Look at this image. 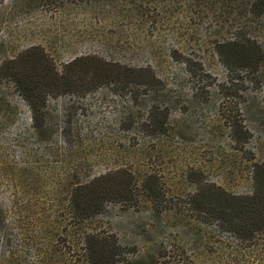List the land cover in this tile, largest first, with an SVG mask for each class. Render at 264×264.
<instances>
[{
	"label": "rangeland",
	"instance_id": "374dc122",
	"mask_svg": "<svg viewBox=\"0 0 264 264\" xmlns=\"http://www.w3.org/2000/svg\"><path fill=\"white\" fill-rule=\"evenodd\" d=\"M214 2L0 1V65L36 47L34 74L51 76V64L74 80L34 123L0 71V264H80L72 249L91 233L109 236L115 264H148L162 248L173 264H264L259 247L239 256L216 216L218 199L247 190L231 127H263L264 92L219 88L227 71L213 50ZM205 71L209 88L196 89ZM152 120L162 128L150 133ZM147 175L152 203L139 186ZM85 190L105 209L74 217L71 196Z\"/></svg>",
	"mask_w": 264,
	"mask_h": 264
},
{
	"label": "trees",
	"instance_id": "16d2710c",
	"mask_svg": "<svg viewBox=\"0 0 264 264\" xmlns=\"http://www.w3.org/2000/svg\"><path fill=\"white\" fill-rule=\"evenodd\" d=\"M43 1L49 0H28L36 5L44 4ZM214 3L217 8L215 17L218 24L216 26L218 39L213 42V50L227 71L226 78L219 84V88L224 93L236 95L246 87L264 92V0H215ZM37 52L38 48L33 47L18 57L3 60L0 65V71H4L9 81L15 83L27 102L34 123L43 114L46 98L55 94L54 90L58 85L70 87L74 84V80L65 74L58 77L51 64H49L51 76L40 77L34 74L36 67L30 64L29 55ZM76 62L74 60L68 66ZM147 74L148 81L156 80L152 72ZM98 75L95 68L89 72L92 80L97 79ZM124 75L127 79L133 80L137 78L138 71L125 67ZM209 75L210 73L205 71L204 75L199 77L196 89L209 88ZM239 108L238 111L241 110ZM144 126L150 133L162 128V125L155 121L153 123V120ZM231 128L235 150L233 154L241 166V175H237V179L239 183L247 184V190L218 199L215 203L216 216L223 227L229 229L241 243L239 256L245 255L241 250L249 247H259L264 256V125L262 128H256L233 123ZM152 177L145 176L139 184L149 198L148 203L154 201L157 192ZM71 197L69 212L74 217H90L105 209L92 200L86 190L83 200L80 199V195ZM72 250L78 252L77 260L80 264H115L117 258L116 247L112 245L109 236L98 233L86 235L83 244L76 245ZM66 253L69 251L61 252L62 255ZM145 256L148 264H173L167 259V253L163 248L155 253L157 258L155 260L148 254ZM128 262L124 259V263ZM203 262L208 264L207 260Z\"/></svg>",
	"mask_w": 264,
	"mask_h": 264
}]
</instances>
